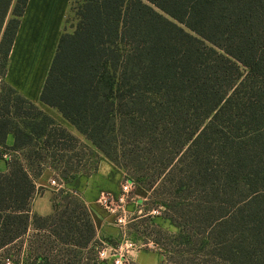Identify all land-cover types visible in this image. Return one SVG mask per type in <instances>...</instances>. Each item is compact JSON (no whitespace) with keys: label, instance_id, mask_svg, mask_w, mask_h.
<instances>
[{"label":"trees","instance_id":"obj_1","mask_svg":"<svg viewBox=\"0 0 264 264\" xmlns=\"http://www.w3.org/2000/svg\"><path fill=\"white\" fill-rule=\"evenodd\" d=\"M13 2L0 0L3 76L28 0ZM76 15L40 100L90 145L3 79L0 251L32 228L27 264H100L78 194L59 189L47 215L32 204L47 167L70 182L103 155L176 228L137 216L165 264H264V0H82Z\"/></svg>","mask_w":264,"mask_h":264},{"label":"rangeland","instance_id":"obj_2","mask_svg":"<svg viewBox=\"0 0 264 264\" xmlns=\"http://www.w3.org/2000/svg\"><path fill=\"white\" fill-rule=\"evenodd\" d=\"M81 2L82 0H72L70 9L67 13V16L65 17V23L62 32H72L75 29L78 22L76 12ZM12 17L13 13L11 9L7 16V20ZM66 128H68L73 134L78 136L82 142H85L86 144L88 143L90 145L89 141L68 122ZM11 142L12 140L9 139V143ZM9 158V152L3 155L2 158H0V170H6L7 161L9 160ZM97 166V172L95 171L98 174V176L96 177L98 178L97 185H99V183H103L105 184V186L102 187L103 189H114V191H116V196H118L122 192V186L124 184H126L128 181L133 182L131 186V192L129 193L124 203H122V207L117 206L116 211L111 212L101 205L102 208L100 209L102 210V213H100V215H103L104 218H107L105 222L108 223L110 229L107 231L105 229L103 233L102 231H99V237H97V240L100 244H98L97 248H107L114 254L104 259L98 257L100 264H116L115 260L117 258L122 259L124 261V264H138L137 262H135V258L139 253H141V257H143L145 261H147V264H165V258L162 254L163 250L161 246L151 240V238L153 237V223L146 219L142 220L137 218V216L142 215L150 208H152L151 214L160 216L163 208L155 205V203L151 201V199H149V192L144 190V188H142L140 185H137V183L126 173L124 169L115 165L105 156H100ZM44 172V175L42 176L43 181L45 184H48V186H46V188L42 186L44 188L42 193H47L46 195L50 197L52 202L54 193H58V189H56L51 181L52 179H56L59 182L61 181L58 179L59 177L52 168L47 167ZM84 176L85 175H79L69 183L63 181L61 183H66V189L68 191H73L74 193L78 194L86 202L87 198L82 190L85 185ZM42 193H39L35 196L32 204V211L34 209V212H38V214L40 213V207L38 206L40 205V203H38V205L37 203L35 204V199ZM142 194L143 196H140ZM118 204L120 205L121 203L119 202ZM139 208H142L141 214L139 213ZM121 215H126L124 224L118 221V218ZM153 222H155L154 224L159 225L163 229H166L168 227L172 232L177 231L175 227L169 226L168 222L165 221L161 216L156 218V220H154ZM32 233L33 229L31 228L28 232V235H26L21 241L13 243L4 250H1L0 263L2 264L3 262V264H7L8 262H10L11 264H27V258L29 257V252L27 251V240L29 234Z\"/></svg>","mask_w":264,"mask_h":264},{"label":"crops","instance_id":"obj_3","mask_svg":"<svg viewBox=\"0 0 264 264\" xmlns=\"http://www.w3.org/2000/svg\"><path fill=\"white\" fill-rule=\"evenodd\" d=\"M71 2L72 0H28L9 54L6 73L3 76V79L10 85L51 114L65 127H67V120L57 109L43 103L40 100V94L59 37L63 31L65 17L70 9ZM96 172L84 176L85 185L82 190L86 195V203L93 216L97 237H99V231L103 233L105 229L106 231L110 229L108 223L105 222L107 218L100 215L102 206L98 201L99 194L108 192L116 195V191L114 189H103L102 187L105 186L103 183L97 185L98 178L96 177L98 174ZM44 173L37 179L36 184L46 188L48 184L43 181L42 176ZM62 188L67 190L66 183L62 184ZM46 194L42 193L35 199V204L40 203L38 205L40 207L39 212L42 213H39L40 215H47L53 211L51 199ZM140 196H143V194ZM141 212L142 208H139V213L141 214ZM135 262L147 264V261L141 257V253L137 254Z\"/></svg>","mask_w":264,"mask_h":264},{"label":"built area","instance_id":"obj_4","mask_svg":"<svg viewBox=\"0 0 264 264\" xmlns=\"http://www.w3.org/2000/svg\"><path fill=\"white\" fill-rule=\"evenodd\" d=\"M0 66H1V57H0ZM3 81V75L0 74V84ZM52 184L56 187V189H63L62 188V184L61 182L57 181L56 179H52ZM133 182L128 181L126 184H124L122 186V192L116 196L113 195L111 193L108 192H103L100 197H99V203L100 205H102L105 209H107L108 211L111 212H115L116 211V207H122L124 203V201L127 199L129 193L131 192V186H132ZM121 203L120 205L118 203ZM123 209V208H122ZM125 219H126V215H121L118 218V221L120 223H125ZM114 253L111 252V250H108L107 248L101 247L98 249V257L101 259L107 258L109 256H112ZM116 264H124V261L120 258H117L115 260ZM7 264H11L10 262H8Z\"/></svg>","mask_w":264,"mask_h":264}]
</instances>
